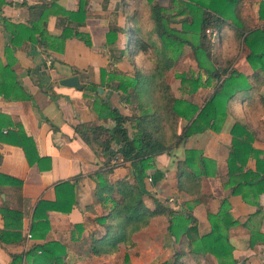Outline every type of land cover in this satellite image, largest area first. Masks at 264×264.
Segmentation results:
<instances>
[{"label": "crops", "instance_id": "1", "mask_svg": "<svg viewBox=\"0 0 264 264\" xmlns=\"http://www.w3.org/2000/svg\"><path fill=\"white\" fill-rule=\"evenodd\" d=\"M4 1L5 4L0 8V16L5 17L10 23L22 24L28 28L35 25L37 29L42 30L40 36L47 46H40L34 40H28L23 33L19 35L18 45L11 47L9 35L5 32L0 18V71L8 62L13 77L10 81L7 77V82L16 83L17 90H14V94L20 96L21 93H25L30 96L28 100H20L17 97L4 98L0 94V136L6 135L7 130H17V125H20L25 135L32 138L36 154L40 158L38 163L29 164L19 146L0 140V175L20 182V199L17 201L14 188L3 184V179L0 178V210L18 209L21 216L19 241L10 243L0 241V264H10V254H24L31 244L47 241H57L64 245L65 264L99 262L104 258H110L115 254L94 256L80 252L81 249L87 248L86 235L94 231L98 236L100 232V228L91 222L93 217L101 213L99 203L93 195L95 181L92 175L100 170L103 157L94 155L74 133L73 126L86 122L106 127L112 125L109 119L103 122L97 118L92 109L94 97L109 102L125 115L131 113L130 102L126 103L124 98L120 99L121 92L115 91L112 87H116L120 79L132 77V67L126 57H119V52L127 45L137 26L145 24L144 15V17L137 15L135 18L133 13L147 2L145 0ZM174 1L178 3V0ZM259 1L245 0L244 8L246 15L255 24L261 26L264 20L258 19ZM159 5L167 7V5ZM247 5L252 7L250 14L246 11ZM39 6L44 8L41 18H39ZM170 26L178 30L180 23L176 22ZM109 27L117 30L114 42L106 44V32ZM75 32L86 34L90 45L76 38ZM64 33L67 36L60 46L58 38L64 36ZM40 36L38 31L31 34V38L36 40L40 39ZM214 42L218 57H220V44L225 43V47L230 49L229 54L220 58L233 56L230 69L246 76L249 87L247 90L238 91L228 101L218 131L206 129L194 133L172 148L171 154L161 153L154 156L153 168L146 172L150 174L154 169L162 170L163 178L155 185H151L148 178L144 179V188L169 207L178 211H189L196 220L198 234L209 231L207 213H216L221 200L226 198L229 204L228 213L234 221L226 233L232 245L231 254L235 264H264V192L256 199L251 198L249 202H245L240 195L230 194V188L224 186L227 180L226 158L230 148V129L233 123L245 120L250 128H255V132L251 129L253 133L251 146L260 152L264 151V130L259 127V121L264 120V74L260 83L249 78L252 69L244 59L246 48L241 43L240 47L236 48L234 35L227 27L220 32ZM5 46L11 48L10 58H6L3 52ZM187 54L191 58L190 60L186 58L191 64L188 74L193 76L200 74L201 79L204 80L205 74L197 69L190 47L187 45L182 47V54L177 63ZM144 55L146 53H140L135 62L137 66L140 65L146 70L149 64L143 63ZM238 62L242 69L238 68ZM102 68L113 76L111 80L105 81L106 86L99 85V71ZM180 72L187 71L181 70L176 73ZM72 75L77 76L82 85L80 89L58 83L60 79ZM89 82L96 84L94 92L83 88V85ZM213 83L214 81H210L205 86H199L194 92H187V87L180 86L177 78H174L173 83L169 82V85L175 98L198 104L200 107L213 91ZM4 91L8 92L5 89ZM177 122V131L180 132L185 120L178 118ZM184 149L198 150L202 156L215 162L216 174L201 177L198 195H189L176 189L175 161L183 158ZM254 163V158H248L243 169L252 170ZM128 169V162L119 163L108 175V180L113 182L123 177ZM65 180H69L73 185L75 202L70 211L47 210L44 213L48 230L44 238L26 237L27 233L31 234V224L42 219L33 217L36 202L53 201L54 185ZM146 204L150 206V201L146 200ZM76 224L81 225L80 231L74 228ZM166 225V219L162 216L151 218L146 228L133 234L135 247L130 250H123L121 247L119 253L126 251L127 256L130 257L131 252L135 253L147 244L152 248L160 249L167 240L171 242ZM2 227L3 216L0 212V229ZM250 238L253 243H250ZM207 258L215 263L213 256L207 254ZM25 260L22 257L16 264H27Z\"/></svg>", "mask_w": 264, "mask_h": 264}, {"label": "trees", "instance_id": "2", "mask_svg": "<svg viewBox=\"0 0 264 264\" xmlns=\"http://www.w3.org/2000/svg\"><path fill=\"white\" fill-rule=\"evenodd\" d=\"M145 1L147 3L133 13L135 18L137 15H144L145 24L137 26L127 45L119 52V57H126L132 67V77L120 79L118 85L112 87L121 92L120 99L130 102L131 113L125 115L109 102L94 97L92 109L97 118L103 122L109 119L112 125L106 127L86 122L73 126L74 133L94 155L103 157L100 170L92 175L95 181L93 195L99 203L101 213L93 217L91 222L100 228V232L98 236L94 231L89 232L86 235L87 248L80 252L101 256L116 254L121 247L123 250H130L135 247L133 234L146 228L151 218L162 216L166 219V231L174 248L169 260L161 264H188L186 257L191 258L195 264H209L207 254L214 257L213 264H235L231 254L232 245L226 233L234 221L228 213L226 198L221 200L216 213H207L209 231L198 234L196 220L190 212L178 211L158 200L144 188V179L149 178L150 184L155 185L163 178L162 170L154 169L150 174L146 172L153 168L154 156L171 154L172 148L194 133L206 129L218 131L228 101L238 91L248 89V78L230 69L233 56L221 60L216 52L214 39L226 27L234 35L236 48L240 47V43L246 48L244 59L252 69L249 78L256 83L261 82L264 74V24L258 26L246 15L245 0H178V7L174 12H165L167 7L158 5L154 0ZM3 4L5 1L0 0V8ZM43 9L39 6V18L43 16ZM257 15L258 19L264 20V0L258 2ZM0 18L9 35L11 47L18 45L19 35L23 33L28 40L47 46L40 36L42 30L35 25L28 28L22 24L10 23L3 16ZM176 22L180 23L178 30L170 26ZM116 30L117 28L109 27L106 44L114 42ZM35 31L39 33L38 40L31 38ZM66 36L64 33V36L58 38L60 46ZM74 36L90 45L86 34L75 32ZM184 45L190 47L194 63L205 74V78L202 80L200 74L193 76L188 72L174 73L180 86H186L187 92H194L199 86L214 81L213 91L200 107L175 98L167 81V74L179 60ZM3 52L6 58L12 56L9 46H5ZM140 53H146L143 57V63L149 64L146 70L136 65L135 60ZM10 66L7 62L0 71V94L4 98L30 99L25 93L20 96L14 94V90H17L16 83L7 82V77L9 81L13 77ZM112 77L111 73L100 69L99 85L106 86L105 81ZM83 88L94 92L96 84L89 82ZM4 89L8 92L5 93ZM178 118L185 120L180 132L177 131ZM259 127L264 130V120L259 121ZM251 129L255 130L245 120L233 123L226 158L227 180L224 186L230 188V194L240 195L245 202H249L251 198L256 199L264 192V151L260 152L251 146ZM5 134L0 136V140L19 146L29 164L38 163L40 158L36 154L34 142L25 135L20 125H17V130H7ZM250 157L254 158V168L243 169ZM121 162L129 163L127 174L110 182L108 175ZM215 171L213 160L202 156L198 150L184 149L183 158L175 161L176 189L189 195H198L201 177L214 176ZM0 178L3 179V184L14 188L16 200L19 201L20 182L7 176L0 175ZM54 193L53 201L36 202L33 217L42 219L31 224L30 236L33 238L43 239L48 230L44 212H69L75 202L73 185L69 180L55 184ZM146 200L150 201V206L146 204ZM0 212L3 216L0 241H19L20 211L4 208ZM74 228L80 231L81 225L76 224ZM82 241L83 239L80 242ZM250 243H253L251 238ZM22 257L27 264H65L66 248L57 241L31 244L24 254H10V264L20 262ZM122 257L123 260L127 259L126 251Z\"/></svg>", "mask_w": 264, "mask_h": 264}, {"label": "rangeland", "instance_id": "3", "mask_svg": "<svg viewBox=\"0 0 264 264\" xmlns=\"http://www.w3.org/2000/svg\"><path fill=\"white\" fill-rule=\"evenodd\" d=\"M156 3H158V5L159 4L167 5V10L165 12H167V11L168 12H174L175 9L178 7L177 2L174 0H157ZM249 5H247L246 11L250 14V13H252V7ZM222 44L219 45V51H220L219 56L220 57H223L226 54L230 53V49H227L225 47L226 46L225 43L223 45ZM215 45H216V43H215ZM227 47L229 48V45H227ZM242 53H244V52L242 51ZM186 58L188 60L191 59L189 54H187L186 56H184V59L181 62L177 63L174 66V68L169 71V73L167 74L168 83L174 82V73L181 71V70H184V71L186 70L187 72L190 71L189 69H191V68H189V66L191 64L189 63V61ZM220 59L222 60V58H220ZM241 60H242V58H241ZM239 64H240V62H238V65H237L238 68L242 69L243 67H241ZM187 67H188V69H187ZM189 75H190V73H189ZM211 82H213V80H211ZM156 238H158V237H156ZM154 241L155 240H153V242ZM162 242H163V240H162ZM165 243L162 245V247L160 249L152 248L150 245L147 244V245L141 247L142 249L140 248V250H137L135 253L131 252L130 257H127L126 260H123V257H122L123 251H121L120 253L118 252L117 254L113 255L110 258H104L102 260H99V262H92V261L87 262V261H85V262H80L79 264H161V263L167 262L169 260V257L173 251V248H174L172 241L169 242V240H167ZM207 261L209 264H213L211 262V260H209V258ZM186 262L188 264H195L192 261V259L189 257H186ZM76 264H78V263H76Z\"/></svg>", "mask_w": 264, "mask_h": 264}, {"label": "water", "instance_id": "4", "mask_svg": "<svg viewBox=\"0 0 264 264\" xmlns=\"http://www.w3.org/2000/svg\"><path fill=\"white\" fill-rule=\"evenodd\" d=\"M58 83L62 86L73 87V88H77V89H80L82 87V85L79 83L76 75L64 77V78L60 79L58 81Z\"/></svg>", "mask_w": 264, "mask_h": 264}, {"label": "built area", "instance_id": "5", "mask_svg": "<svg viewBox=\"0 0 264 264\" xmlns=\"http://www.w3.org/2000/svg\"><path fill=\"white\" fill-rule=\"evenodd\" d=\"M148 180H149V178H148ZM26 237H28V238H29V237H30V234H28V233H27V234H26Z\"/></svg>", "mask_w": 264, "mask_h": 264}]
</instances>
